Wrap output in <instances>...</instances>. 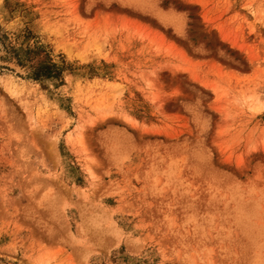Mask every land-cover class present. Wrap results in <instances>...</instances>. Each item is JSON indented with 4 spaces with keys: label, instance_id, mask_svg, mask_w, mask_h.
Segmentation results:
<instances>
[{
    "label": "rangeland",
    "instance_id": "374dc122",
    "mask_svg": "<svg viewBox=\"0 0 264 264\" xmlns=\"http://www.w3.org/2000/svg\"><path fill=\"white\" fill-rule=\"evenodd\" d=\"M0 264H264V0H0Z\"/></svg>",
    "mask_w": 264,
    "mask_h": 264
}]
</instances>
